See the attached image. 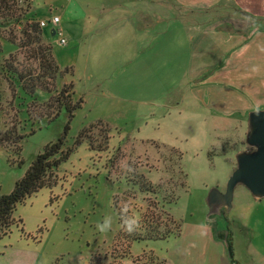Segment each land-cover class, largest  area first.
Instances as JSON below:
<instances>
[{
	"label": "rangeland",
	"instance_id": "374dc122",
	"mask_svg": "<svg viewBox=\"0 0 264 264\" xmlns=\"http://www.w3.org/2000/svg\"><path fill=\"white\" fill-rule=\"evenodd\" d=\"M29 2L28 16L36 21L59 16L57 28L67 40L60 44V36L51 35L52 24L42 28L43 42L62 71L54 91L72 82L73 102L81 100L64 148L73 146L82 128L97 125L90 132L93 147L87 140L75 146L55 169L54 182L16 205L15 223L0 238V264H158L151 255L165 264H264V198L239 184L231 208L209 214L210 190H225L237 152L251 147L241 115L224 116L223 122L209 114L206 129H200L194 115L200 111L192 104L194 53L186 35L195 28L174 18L187 10H174L165 0ZM224 14L195 12L215 19L217 28L237 30L238 23ZM244 25L258 29L254 21ZM10 54L24 67L36 66L0 25V64ZM54 91L27 93L0 75V131L23 137L18 151L0 144V193H9L33 157L63 135L65 109L52 116L54 109L46 104ZM139 179L151 186L142 189ZM172 195L176 200L165 203ZM151 214L158 216L163 232L179 223V234L132 241L128 256L121 258V223L134 216L139 227ZM105 216L112 217V227L101 233L96 225Z\"/></svg>",
	"mask_w": 264,
	"mask_h": 264
},
{
	"label": "trees",
	"instance_id": "16d2710c",
	"mask_svg": "<svg viewBox=\"0 0 264 264\" xmlns=\"http://www.w3.org/2000/svg\"><path fill=\"white\" fill-rule=\"evenodd\" d=\"M26 6L19 4L18 0H0V25L4 27L7 38L14 42L19 50H26L29 53V59L36 62V66L24 67L17 59L16 54H10L4 58L0 64V75L14 84H18L21 89L27 93H33L36 89H41L49 93L54 91V81L57 75L61 74L59 66L54 60L51 53V46L43 42L42 28L40 21H36L28 16L30 2L23 0ZM19 29V35L16 30ZM66 69L65 71H67ZM73 83L64 84L60 90H55L50 97L47 106L53 108L54 116L63 107L66 111L68 122L65 131L56 141L46 144L41 152L36 154L24 174L14 182L13 189L9 193H0V238L10 232L11 226L15 223L13 212L16 205L23 202L30 195L38 192L41 188L50 186L55 179V169L60 162L66 160L73 150L83 140H87L91 147L92 141L90 132L96 125H90L82 128L72 147L64 148V139L68 130V123L74 115L75 109L81 106V100L73 102ZM102 124V123H98ZM103 125V124H102ZM109 129L107 128L106 131ZM22 136H16L10 130L0 131V144L7 147H12L14 150L19 149V140ZM105 146L108 143V137L105 138ZM102 144L99 145L100 149ZM182 154L179 152V160L181 161ZM180 165V163H179ZM181 168V166H180ZM183 182L185 183V174L181 169ZM142 189L145 184L151 186V183L139 179L136 181ZM154 189V188H153ZM152 188L149 190L152 192ZM154 193H156L154 191ZM171 200L164 201L170 203L176 200V196L172 195ZM168 220H173L168 217ZM21 223V219L18 220ZM119 221L121 218L119 217ZM121 233L124 235L125 247L120 257L128 256V248L132 241L139 240H163L171 235H178L180 232V224L177 223L174 229H167L165 232L160 230V221L158 216L151 214L140 221V226L134 231L129 232L124 223H121ZM228 249L231 258L233 251L231 247L230 235L228 233ZM154 256V257H152ZM158 264H165V261L155 255L150 257ZM234 261V259H233Z\"/></svg>",
	"mask_w": 264,
	"mask_h": 264
},
{
	"label": "crops",
	"instance_id": "0c3cea01",
	"mask_svg": "<svg viewBox=\"0 0 264 264\" xmlns=\"http://www.w3.org/2000/svg\"><path fill=\"white\" fill-rule=\"evenodd\" d=\"M165 1H169L174 10H187V15L174 18L195 28L194 34L187 29L186 35L194 53L192 65L197 85L192 89L195 99L192 104L197 112L200 111L194 113L203 127L200 129H206L209 114L221 118L223 122L228 120L224 116L241 115L238 117L242 123L248 120L249 111L264 109V0ZM212 9L216 13L222 10L224 18L235 20L239 28L228 29V25L225 29L217 28L213 25L215 19L208 21L195 15L196 11ZM162 14L165 17L169 15ZM247 21H254L258 29L246 28L244 23ZM180 103L178 101L174 108L177 109Z\"/></svg>",
	"mask_w": 264,
	"mask_h": 264
},
{
	"label": "water",
	"instance_id": "95a60500",
	"mask_svg": "<svg viewBox=\"0 0 264 264\" xmlns=\"http://www.w3.org/2000/svg\"><path fill=\"white\" fill-rule=\"evenodd\" d=\"M51 35H54L52 29ZM246 144L251 149L236 154V167L229 176L224 191L212 188L207 196L209 214L230 209L237 185L245 186L253 197L264 198V109L248 113Z\"/></svg>",
	"mask_w": 264,
	"mask_h": 264
},
{
	"label": "clouds",
	"instance_id": "9594fccd",
	"mask_svg": "<svg viewBox=\"0 0 264 264\" xmlns=\"http://www.w3.org/2000/svg\"><path fill=\"white\" fill-rule=\"evenodd\" d=\"M124 226L125 228L131 232L134 231L136 227H138V220L134 216H129L124 220ZM112 227V217L111 216H105L102 223H97L96 228L101 233L108 232Z\"/></svg>",
	"mask_w": 264,
	"mask_h": 264
},
{
	"label": "built area",
	"instance_id": "2783aa9c",
	"mask_svg": "<svg viewBox=\"0 0 264 264\" xmlns=\"http://www.w3.org/2000/svg\"><path fill=\"white\" fill-rule=\"evenodd\" d=\"M47 24H52L53 30H54V35H58L59 37V43L60 44H65L66 43V38L62 36V32L57 28L59 27L60 24V17L59 16H54L52 20L46 22V21H40L41 27H45Z\"/></svg>",
	"mask_w": 264,
	"mask_h": 264
}]
</instances>
